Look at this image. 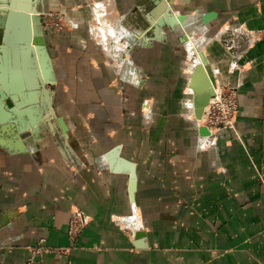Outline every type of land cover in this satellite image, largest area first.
Returning a JSON list of instances; mask_svg holds the SVG:
<instances>
[{
	"label": "crops",
	"instance_id": "0c3cea01",
	"mask_svg": "<svg viewBox=\"0 0 264 264\" xmlns=\"http://www.w3.org/2000/svg\"><path fill=\"white\" fill-rule=\"evenodd\" d=\"M102 2L106 18L127 17L136 39L112 54L90 22L56 39L57 47L48 34L56 86L26 94L51 93L64 125L39 122L40 99L23 107V119L2 105L0 264H264V0L173 4L175 15L186 16L178 23L195 19L194 11L205 26L202 16L211 14L208 30L221 27L234 42L237 35L251 42L235 71L219 45H208L216 77L239 96L235 129L213 135L200 133L190 111L194 92L189 96L187 79L184 85L180 45L149 23L153 4ZM13 114L19 123L9 121ZM31 119L35 133L21 123ZM116 145L136 163L134 201L130 175L109 167L106 152ZM77 208L91 220L71 236ZM42 240L59 251L32 259L31 247Z\"/></svg>",
	"mask_w": 264,
	"mask_h": 264
},
{
	"label": "water",
	"instance_id": "95a60500",
	"mask_svg": "<svg viewBox=\"0 0 264 264\" xmlns=\"http://www.w3.org/2000/svg\"><path fill=\"white\" fill-rule=\"evenodd\" d=\"M149 1L153 4V9L147 17L156 33L165 28L179 31L178 20L173 17L176 16L172 9L175 0ZM39 2L40 0H0V105L5 104L11 112H14L16 106L19 105L18 98H27L26 94L44 87L45 83L51 86V91L56 86L57 79L53 72V66L48 63L49 60H52V51L48 45V43L50 44L47 39L48 33L42 28ZM211 19V14L202 16L204 23H208ZM185 37L187 38V36ZM44 38L48 40L46 44L48 60L46 61L41 53ZM125 38L129 43L134 41L133 35ZM202 61L203 63L195 66L191 75V87L194 92L193 103L197 119L202 118L205 107L215 95L213 85L215 77L205 66L209 59L202 56ZM39 105V110L42 107L40 116L44 115L45 123L57 118L64 125V118L56 115L54 107H47L44 103H39ZM15 119L20 118L13 114L9 121L19 123V120ZM31 126H34L33 133L39 130V126L34 122L31 123ZM199 131L202 135L211 133L205 125H200ZM27 132L30 131L25 130L23 134H29ZM106 157L112 171L130 175V193L134 201L137 186L136 163L121 155V145H116L106 152Z\"/></svg>",
	"mask_w": 264,
	"mask_h": 264
},
{
	"label": "rangeland",
	"instance_id": "374dc122",
	"mask_svg": "<svg viewBox=\"0 0 264 264\" xmlns=\"http://www.w3.org/2000/svg\"><path fill=\"white\" fill-rule=\"evenodd\" d=\"M39 10L41 11V14H42L41 15L42 16V20H41L42 28L44 31H46L50 35V38H49L50 42H52V44L55 42L54 43L55 47H57L59 44V42H56V39L63 40L66 36H68L69 33L83 29L86 25L89 24V22L93 28V24H95L98 20H104L106 22L112 23V26L113 27L115 26L119 30V32L121 30L125 32L127 30V25L129 24L131 25L130 21L127 20V17L125 15H122V17H119L116 20V23L114 22V20H112V18L111 19L110 17L106 18L105 14L107 11V6L104 2H102V0H75L74 3L69 2V0H40ZM176 14L186 15L188 13L182 12V13H176ZM189 14H192V15L194 14L195 19L188 18V20L184 24L178 23L177 26H178L179 31L177 32L171 31L168 28H166L168 31V39L170 41H174L175 43L177 42L181 47L180 53L185 61V66H186V68L183 70L184 71V85L187 79L188 80L187 82L188 94H189V91H188L189 81H190V78H191V75L193 73L195 66L198 64L196 60V56L199 54V51H204L207 58L210 59L208 55L209 50L207 49L208 45L210 43H213V45L215 44L219 45L222 50L221 52L222 57L224 56L226 60L230 61L228 71L229 70L235 71L236 68L234 67L235 64L233 63L236 61L240 52L243 53L244 50L246 49V46L249 44V41L247 40V38H244L243 35L242 36L237 35V39H235V42L233 43V47H230L232 43L231 39L235 38L234 34L231 31L226 32L224 34L223 33L220 34L219 32L221 30V27L208 30L206 28L207 27L206 24L205 26H202V23L200 21L197 22V20L201 18L199 14L197 15L194 11H192V13H189ZM131 27H133V25H131ZM89 32L90 30L88 31V33ZM185 36H187V38ZM121 38L119 39L120 40L119 42L125 39L124 41H127L126 44L129 45L128 40L125 37H121ZM97 39H98V36H97ZM191 39L198 40L199 42L198 44L196 43V46H194L195 49L188 47L186 45ZM78 40L79 39H76V41ZM98 41L103 45V47L104 46L106 47L105 42L103 43L99 39ZM229 41L230 43H228ZM121 43L123 44V42ZM53 45L51 47H54ZM107 48L109 47H106V49ZM59 52L60 51L58 49L56 50L55 48L53 49V55L57 56L58 54H60ZM210 65H211V62H210ZM211 68L215 74L216 81L221 83V81H219V79L216 77L217 76L216 71L213 69L212 65H211ZM122 74L125 77H127L126 74H128V72L126 71V64H123L122 66ZM186 75H187V78H186ZM192 92H193V89L191 90L189 96L191 95ZM188 94H185V98L188 97ZM238 100H239V97H238ZM208 106L209 104L207 105V107ZM238 110H239V107H238ZM205 111H207V108ZM237 114H238V111L236 112V116H235L236 118H237ZM205 116H206V112L204 113L203 118L201 120H198L201 125H204L203 123H204ZM236 118H235V122H236ZM75 212L80 213V212H83V210L79 208L74 210L72 212L71 220L73 219ZM85 215L87 214L85 213ZM89 219L91 220L90 217ZM90 220L87 223V225L90 223ZM78 226H80V224ZM79 232L80 231H78L77 233L73 235L72 234L70 235L76 236L77 234H79Z\"/></svg>",
	"mask_w": 264,
	"mask_h": 264
},
{
	"label": "built area",
	"instance_id": "2783aa9c",
	"mask_svg": "<svg viewBox=\"0 0 264 264\" xmlns=\"http://www.w3.org/2000/svg\"><path fill=\"white\" fill-rule=\"evenodd\" d=\"M255 39L252 40V43ZM230 47H233L234 41L231 39ZM230 43V42H228ZM251 45V42L249 43ZM248 46L250 47V45ZM240 55V54H239ZM238 90L234 84L227 83L218 91L215 89V95L211 98L207 108L204 125L207 126L211 134L219 133L228 129H235V116L239 107ZM89 216L84 212H75L70 222V234L81 231L89 222ZM80 224V226H78ZM59 251L58 248L48 247L42 240L37 245L31 247V258L41 255L44 251Z\"/></svg>",
	"mask_w": 264,
	"mask_h": 264
},
{
	"label": "bare ground",
	"instance_id": "6f19581e",
	"mask_svg": "<svg viewBox=\"0 0 264 264\" xmlns=\"http://www.w3.org/2000/svg\"><path fill=\"white\" fill-rule=\"evenodd\" d=\"M172 9H173V12H174V7H173V5H172ZM173 17H175V18H177V20H179V21H184L185 19H186V16H180V15H176V16H173ZM98 18H99V16H98ZM97 23V24H96ZM95 24H93V34L94 35H96V37L98 36V39L101 41V42H105L106 43V47H109V48H107V50L108 51H110V53L112 52V54L113 53H116V51H117V49H121L123 46H124V44L122 45L121 44V42H119L120 40V38L121 37H129V35L131 36V35H133L132 33H129L128 34V32L127 31H125V32H123L122 30L119 32V30L114 26H112V23H109V22H106V21H104V20H98L97 22H96ZM206 25H207V23H206ZM123 34V35H122ZM45 39V38H44ZM42 40V45H41V53H43V56H44V58L43 59H45V61L46 60H48V56H47V51H46V49H47V46H46V44L48 43V40L47 39H45V40ZM122 39V38H121ZM133 39H136V36L135 35H133ZM125 40V39H124ZM123 40V41H124ZM122 41V42H123ZM145 42V41H144ZM144 42H143V44H144ZM196 43L198 44L199 42H198V40H190V43H189V46L188 47H191V48H194V46H196ZM48 45H49V43H48ZM195 49V48H194ZM123 51H124V49H122ZM198 51V50H197ZM121 53V52H120ZM198 53V52H197ZM202 56H205L206 58H207V56H206V54H205V52L204 51H199V54L196 56V60H197V63L199 64V63H203V61H202ZM124 57V56H123ZM208 59V58H207ZM48 63H51L52 64V66H53V63H52V60H49V62ZM47 65V64H46ZM128 66L130 67V65H128V64H126V69L128 68ZM206 67H207V70L209 71V72H211V74L215 77V74H214V72H213V70H212V68H211V65H210V61L208 62V64L207 65H205ZM127 71V70H126ZM133 74V73H132ZM126 75H128V74H126ZM128 77V76H127ZM215 80H214V83H213V85H214V87H215V89L218 91L223 85H225V84H227V83H219V82H217L216 81V78H214ZM216 83H217V85H216ZM41 88H44V87H41ZM189 89H193L192 87H191V79H190V81H189ZM38 91V90H37ZM37 91H36V93H34L33 94V96H28L27 95V98H25V99H19L18 98V101H19V105L17 106V108H15V111L13 112V113H17V115H20V118H21V116H22V119H23V113L25 112V109L23 110V107H26V105H29V104H31V103H36L39 99L41 100V101H44V104L46 103V105H48V106H50L51 107V104H52V95H51V93H49V92H47L46 90L44 91V95H43V97L41 98V97H39L38 96V93H37ZM211 100V99H210ZM194 102V95H193V99H191L190 100V103L191 104H194L193 103ZM209 104H210V101H209ZM19 107V108H18ZM191 107H192V105H191ZM1 108H3V106H2V104L0 105V111H1ZM206 108H208L207 106L205 107V110H206ZM31 109H34L35 111H38L37 109H36V104H32L31 105ZM10 111V110H9ZM8 111V113H7V117H11V113ZM191 112H194V115H195V107L193 108V109H191L190 110ZM205 113V112H204ZM204 115V114H203ZM44 117V116H43ZM202 118H203V116H202ZM201 118V119H202ZM39 119H40V123H42V121H43V119L44 118H42V117H39ZM201 119H197V120H201ZM37 121V119H35V122H34V120L33 119H31L30 120V122L31 123H37L36 122ZM203 121V120H202ZM29 122V121H28ZM27 121H24V122H21V123H28ZM38 122V123H39ZM45 122V121H44Z\"/></svg>",
	"mask_w": 264,
	"mask_h": 264
}]
</instances>
